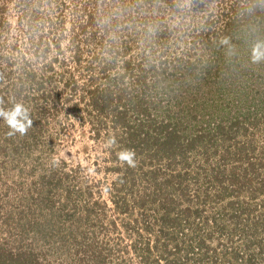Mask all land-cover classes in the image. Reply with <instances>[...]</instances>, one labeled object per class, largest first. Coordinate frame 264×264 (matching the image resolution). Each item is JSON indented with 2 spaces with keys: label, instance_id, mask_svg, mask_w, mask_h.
<instances>
[{
  "label": "rangeland",
  "instance_id": "rangeland-1",
  "mask_svg": "<svg viewBox=\"0 0 264 264\" xmlns=\"http://www.w3.org/2000/svg\"><path fill=\"white\" fill-rule=\"evenodd\" d=\"M255 48L264 0H0V264H264Z\"/></svg>",
  "mask_w": 264,
  "mask_h": 264
},
{
  "label": "clouds",
  "instance_id": "clouds-1",
  "mask_svg": "<svg viewBox=\"0 0 264 264\" xmlns=\"http://www.w3.org/2000/svg\"><path fill=\"white\" fill-rule=\"evenodd\" d=\"M264 58V51L259 48L253 50V59L259 60ZM0 116L4 117V125L9 129L7 135L9 137L15 136L17 133L24 136L32 125V121L28 118L27 109L21 103H16L10 110L0 109ZM134 153L130 151L122 152L119 154L121 162L126 161L129 166L134 167L133 160Z\"/></svg>",
  "mask_w": 264,
  "mask_h": 264
},
{
  "label": "trees",
  "instance_id": "trees-1",
  "mask_svg": "<svg viewBox=\"0 0 264 264\" xmlns=\"http://www.w3.org/2000/svg\"><path fill=\"white\" fill-rule=\"evenodd\" d=\"M119 122H121V123H122V122H123V118H120V119H119Z\"/></svg>",
  "mask_w": 264,
  "mask_h": 264
}]
</instances>
